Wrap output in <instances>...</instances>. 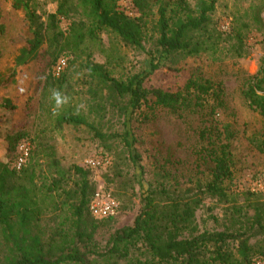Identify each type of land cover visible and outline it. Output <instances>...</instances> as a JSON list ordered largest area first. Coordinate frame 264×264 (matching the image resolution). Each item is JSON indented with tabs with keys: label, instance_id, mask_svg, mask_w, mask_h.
Here are the masks:
<instances>
[{
	"label": "trees",
	"instance_id": "obj_1",
	"mask_svg": "<svg viewBox=\"0 0 264 264\" xmlns=\"http://www.w3.org/2000/svg\"><path fill=\"white\" fill-rule=\"evenodd\" d=\"M10 1L15 11L23 12L25 28V46L15 63L36 61L48 30L56 32L61 20H69L71 6L68 0H61L45 23L34 8V0ZM216 2L198 0L190 8L185 0H158L153 12L150 0L77 1L73 12L79 19L69 20L65 35L57 32L65 48L54 54L51 63H56L60 53L76 57L86 44L101 46L104 34L113 36L123 48L143 52L147 69L121 80L110 77L103 66L89 61L81 65L88 82L97 84L95 96L102 104H112L123 119V133L114 137L126 147L132 165L141 170L133 127H151L167 114L187 125L196 136V161L204 166L206 177L182 191L168 190L162 182L148 186L132 224L115 230L100 248L94 236L101 220H95L89 211L94 195L89 183L92 169L64 170L55 158L42 165L38 158L29 157L16 171L11 163L0 161V264L264 263V206L255 194L248 192L242 205L229 207L222 231L200 229L196 221V212L205 200L233 202L229 186L236 167L232 146L237 133L232 125L218 119L224 105L223 90L201 71L169 87L151 85L158 74L162 79L181 78L182 68L176 66L179 57L218 51L222 33L209 28ZM149 23H153L157 38L154 48L146 51L143 41ZM234 38L243 44L239 34ZM11 78L0 76V89ZM56 80L62 83L64 77ZM239 96L242 105L262 123L257 133L244 140L252 151L264 155V56L258 72L245 81ZM0 107L9 112L14 109L8 99H0ZM99 109L102 107H95L94 114L98 115ZM63 126L83 127L98 140H106L96 125L70 108L56 117L55 127ZM21 138H7L8 154L15 152ZM167 152L170 163L172 154ZM46 214L55 216L50 229L43 224ZM211 219L218 222L215 217Z\"/></svg>",
	"mask_w": 264,
	"mask_h": 264
},
{
	"label": "rangeland",
	"instance_id": "obj_2",
	"mask_svg": "<svg viewBox=\"0 0 264 264\" xmlns=\"http://www.w3.org/2000/svg\"><path fill=\"white\" fill-rule=\"evenodd\" d=\"M60 1L34 0L33 5L37 14L48 23L47 16L56 11ZM77 1L68 0L71 6L69 20L79 19V15L73 12ZM157 1L150 0L153 12ZM185 1L193 8L198 0ZM69 20H61L56 32L48 30L36 61L17 65L16 57L25 46L23 12L15 11L10 0H0V76L12 75L10 80L5 81L6 86L0 89V99H8L14 108L9 112L0 107V161L12 165L16 150L8 154L7 138L22 135L20 143L29 144V157L38 158L42 165L55 158L64 170L85 166L92 169L89 176L91 193L100 190L112 195L118 204L116 217L97 221L99 228L94 240L100 248H104L115 230L132 224L141 207L142 193L148 186H157L162 182L168 190L182 191L206 177V171L196 161L199 150L196 136L187 125L167 114H162L151 127H133L134 147L140 156L141 170L132 165L126 147L118 137H114L123 133V119L114 112L116 108L112 104H102L101 99L95 96L97 84L88 82L86 70L81 65L89 61L103 66L110 77L121 80L145 71L147 57L143 52L121 47L113 36L104 34L101 46L86 44L76 57L60 53L56 63L52 64L54 54L65 48V41L57 32L65 35ZM209 28L222 33L223 41L219 43L217 52L179 57L176 66L182 68L181 78L162 79L158 74L151 85L169 87L176 81L182 82L193 72L201 71L203 77L211 79L223 90L224 105L218 119L223 124L232 125L237 133L232 146L236 167L229 186L233 202L205 200L196 212L200 229L222 231L230 215L229 207L234 203L242 205L246 193L255 194L257 202L264 206V155L252 151L244 140L245 136L257 133L262 123L257 115L242 105L239 96L245 81L258 72L264 56V0H217L210 15ZM236 34L242 37V45L236 42ZM156 38L153 23H149L143 41L146 51L154 48ZM50 41L53 43L50 44ZM61 60H64V67L59 78L63 76L64 81L59 83L54 76V68ZM52 89L69 98L58 114L52 111L55 106V101L50 99ZM98 106L102 109L96 115L95 107ZM68 108L96 125L106 140H98L83 127L56 128V117ZM92 110L94 112L91 113ZM167 149L172 154L170 163L167 162ZM92 160L99 161L100 165L96 168L88 166L87 162ZM43 217V224L49 229L53 227L51 219L55 216L46 214ZM211 217L218 222L214 223Z\"/></svg>",
	"mask_w": 264,
	"mask_h": 264
},
{
	"label": "built area",
	"instance_id": "obj_3",
	"mask_svg": "<svg viewBox=\"0 0 264 264\" xmlns=\"http://www.w3.org/2000/svg\"><path fill=\"white\" fill-rule=\"evenodd\" d=\"M64 67V60H61L57 63L56 67L54 68V76L59 77ZM30 155V147L29 144L26 142H21L17 145L16 148V157L13 161L11 167L16 170L20 171L23 166L25 165L26 161L28 160ZM88 166L92 168H96L100 165L99 161H88ZM89 211L93 218L98 220L104 219H111L116 217L118 213V204L117 202L108 194H105L98 190L94 193L90 204H89Z\"/></svg>",
	"mask_w": 264,
	"mask_h": 264
},
{
	"label": "clouds",
	"instance_id": "obj_4",
	"mask_svg": "<svg viewBox=\"0 0 264 264\" xmlns=\"http://www.w3.org/2000/svg\"><path fill=\"white\" fill-rule=\"evenodd\" d=\"M50 99L55 101V106L52 109L53 114H58V110L68 103L69 98L63 95L59 90L52 89Z\"/></svg>",
	"mask_w": 264,
	"mask_h": 264
}]
</instances>
